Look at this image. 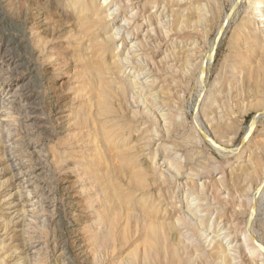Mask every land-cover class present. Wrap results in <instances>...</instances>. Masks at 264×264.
I'll return each instance as SVG.
<instances>
[{
    "label": "rangeland",
    "instance_id": "obj_1",
    "mask_svg": "<svg viewBox=\"0 0 264 264\" xmlns=\"http://www.w3.org/2000/svg\"><path fill=\"white\" fill-rule=\"evenodd\" d=\"M0 16V264H264V0Z\"/></svg>",
    "mask_w": 264,
    "mask_h": 264
},
{
    "label": "bare ground",
    "instance_id": "obj_2",
    "mask_svg": "<svg viewBox=\"0 0 264 264\" xmlns=\"http://www.w3.org/2000/svg\"><path fill=\"white\" fill-rule=\"evenodd\" d=\"M4 19V17H2V16H0V22L2 21ZM6 19V18H5ZM262 20H264V19H262ZM4 21V20H3ZM4 24V23H3ZM15 29V28H14ZM5 36V35H4ZM22 37H24V36H22ZM19 40H17L16 38H10L9 39V41L8 42H15V43H17ZM19 43V42H18ZM17 43V44H18ZM8 45H9V43H8ZM7 52V51H6ZM15 53H17V52H15ZM14 54V53H13ZM18 54V53H17ZM19 57V56H18ZM209 62H210V60L208 61V63H207V67H208V65H209ZM19 66V65H18Z\"/></svg>",
    "mask_w": 264,
    "mask_h": 264
}]
</instances>
